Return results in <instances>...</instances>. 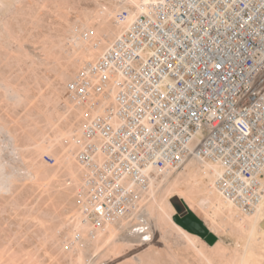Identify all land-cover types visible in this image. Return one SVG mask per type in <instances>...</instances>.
I'll return each instance as SVG.
<instances>
[{
	"label": "built area",
	"instance_id": "2783aa9c",
	"mask_svg": "<svg viewBox=\"0 0 264 264\" xmlns=\"http://www.w3.org/2000/svg\"><path fill=\"white\" fill-rule=\"evenodd\" d=\"M130 13L116 14L121 33L67 82L103 110L76 153L81 222L94 232L134 219L147 164L165 171L195 157L221 166L224 197L264 208V0H148Z\"/></svg>",
	"mask_w": 264,
	"mask_h": 264
},
{
	"label": "rangeland",
	"instance_id": "374dc122",
	"mask_svg": "<svg viewBox=\"0 0 264 264\" xmlns=\"http://www.w3.org/2000/svg\"><path fill=\"white\" fill-rule=\"evenodd\" d=\"M123 1L22 0L21 3L17 0L7 9L0 4V84L9 83L22 94L21 101L12 99L0 85V161H3L0 170L8 174L14 170L22 173L13 177L9 186L3 187L0 181V249L7 250L2 253L0 264H10L8 261L12 259L13 264H27V258L32 264L35 261L31 256L36 260L34 264H81L77 261L80 251L84 253L83 264H134L135 261V264H210V259L214 264H233L235 260L231 261V257H235L239 233L213 229L211 220L206 219L188 198L181 197L182 187L170 190L169 184L185 166L173 169L165 184L155 182V196L146 194L139 216L130 221L131 227L145 225L146 230L140 229L133 234L129 225H117L115 236H110L109 228L91 232L88 227L84 228L85 224L79 225L78 214L85 202L82 193L86 183L83 167L76 156L80 145H72V139L81 136L85 124L101 106L87 107L81 103L66 89L67 82L94 60L88 57L92 47L98 49L103 38H113L107 32L113 28L118 30L115 16L126 3ZM124 6L136 10L138 7L127 3ZM107 9L113 13L104 20L98 12ZM46 155L54 160H46ZM33 167L38 169H31ZM38 170L41 172L35 173ZM151 174L156 176L154 171ZM174 195L188 204L201 226L191 219L187 226L174 218L177 208L170 200ZM157 199L170 200L176 210L173 220L198 236V244L207 259L171 225L166 215L167 227L164 228L168 231L162 233ZM75 220L78 221L74 226ZM76 225L82 232L81 239L75 238V229H79ZM148 229L153 235L150 234V238L146 234ZM211 235L215 237L213 241Z\"/></svg>",
	"mask_w": 264,
	"mask_h": 264
},
{
	"label": "bare ground",
	"instance_id": "6f19581e",
	"mask_svg": "<svg viewBox=\"0 0 264 264\" xmlns=\"http://www.w3.org/2000/svg\"><path fill=\"white\" fill-rule=\"evenodd\" d=\"M17 1V0H0V4L3 6V8L7 9L9 8V6L13 5V3ZM120 1V0H119ZM148 0H125V2L127 4H133V5H136L138 7H142L143 3L147 2ZM124 2V1H123ZM124 2V3H125ZM21 3H22V0H21ZM123 3V4H124ZM125 3V4H126ZM124 4V5H125ZM124 5H121L122 6V10L123 9H127L128 11H130V17H133L135 14H136V9L135 8H130L129 6H124ZM114 6H117V5H114ZM1 7V6H0ZM15 7V6H14ZM111 7V6H110ZM4 9V10H5ZM10 10V9H9ZM1 11H3L1 9ZM121 10L119 9V12ZM17 12V11H16ZM99 15L105 20L108 18V16L110 14H112L113 12L110 11L109 9H107L106 11H100L98 12ZM99 16V17H100ZM112 17V16H111ZM108 20V19H107ZM107 22V21H105ZM109 25V24H108ZM119 28L118 30L116 31L114 28L113 29H109L108 30V34L111 36H113V38H109L110 40H106L105 38H103V42L101 43V45L99 46V50L95 47H92L90 49V52H89V55L88 57H94L92 61H95L100 55H102L104 53V51L110 46V44L112 43V41L115 39V37L117 35H119V33H121L122 31V25L121 24H118ZM1 34V32H0ZM108 35V36H109ZM6 44V43H5ZM15 44V43H14ZM105 44V45H104ZM7 45V44H6ZM104 45V46H103ZM97 46V45H96ZM97 49V50H96ZM86 57V56H85ZM5 82V81H4ZM9 84V83H8ZM8 84H3L1 83L0 85L3 86V88L6 89V93L9 95L10 98L12 99H16V100H19L21 101L22 100V94L20 92L17 91V89H15L13 86H10ZM67 89V88H66ZM68 90V89H67ZM69 91V90H68ZM70 92V91H69ZM1 93V92H0ZM1 97V96H0ZM24 98V97H23ZM18 101V102H19ZM100 111V113H102V108L99 107V109L96 111V112H93V116L92 118H94L97 114V112ZM99 113V114H100ZM4 118V117H3ZM91 120V119H90ZM90 120L87 122L89 123ZM86 123V124H87ZM84 129V128H83ZM83 131V130H82ZM68 134V133H67ZM84 136V131L81 133V136H75L73 137L72 141H73V144L72 145H81V142L83 141V137ZM68 140V138H67ZM5 141V140H4ZM3 141V142H4ZM9 141H12V140H9ZM13 148V147H12ZM14 149V148H13ZM16 149V148H15ZM23 150V149H22ZM21 150V151H22ZM1 152V151H0ZM15 152V151H14ZM67 152V151H66ZM69 152V151H68ZM67 152V153H68ZM17 153V152H16ZM1 154V153H0ZM71 154V153H70ZM69 154V156H70ZM66 156V155H65ZM7 157V156H6ZM71 158V157H70ZM7 159V158H5ZM24 159V158H23ZM22 159V160H23ZM2 160V159H0ZM27 160V159H26ZM6 161V160H5ZM4 161V162H5ZM24 161V160H23ZM77 161L78 158H77ZM0 162H3V161H0ZM8 162V161H7ZM66 162V161H65ZM68 162V161H67ZM6 163V162H5ZM13 163V162H12ZM22 163V161H21ZM32 163V162H31ZM35 163V162H34ZM71 163V162H70ZM80 163V162H79ZM3 164V163H1ZM0 166H3L1 165ZM72 165V164H71ZM7 166V165H6ZM37 166V165H36ZM183 166H185L180 172L177 173L175 179L169 184V188L170 190H172L173 188H177V187H182V192H181V197H186L188 198L195 206L196 208L205 216L206 219H209V221L211 220L212 222V228L217 230V231H220V232H223L225 230H229L231 231L232 233L234 232L235 234L236 233H239V239L238 241L235 243V257H229L231 259V261L233 260V258H235V260L233 261V264H264V253L262 251H264V208H263V205L261 204L258 209L256 210V212L254 213H248V212H245L243 211L236 203H234L233 201H231L230 199L224 197L222 195V193L219 191V189L217 188L216 186V178L218 176V173L220 172L221 170V166L217 163H214L210 160H201V159H198V158H191L189 159ZM40 168V166H38ZM182 167V166H181ZM2 168V167H0ZM74 168V166H73ZM6 169V168H5ZM21 169V168H20ZM28 169V168H27ZM31 169H38V168H31ZM41 169V168H40ZM30 170V169H29ZM35 171V170H34ZM39 171V172H38ZM36 171L35 173L39 174L41 171L38 170ZM69 171H72L69 170ZM146 171L149 173V179H150V188L147 190L146 194H151L152 196H155V182L156 183H163L167 180V177L170 175V173H172L173 169L171 168H168L167 170L165 171H155V169H153V164L152 163H148L147 164V168H146ZM151 171V172H150ZM155 172L156 173V176H152V172ZM33 172V170L31 171ZM30 172V173H31ZM76 172V170H75ZM174 172V171H173ZM29 173V172H28ZM27 173V174H28ZM33 173V174H35ZM71 174L73 173L70 172ZM27 174H25V176H27ZM36 174V175H37ZM75 174V173H74ZM0 175H2L0 177V181H1V184L2 186H9L11 185V179H15V177L17 176H21L22 173L18 170H14V172H11V173H5L2 171V169L0 170ZM32 175V173L30 174V176ZM172 175V174H171ZM40 176V175H39ZM76 176L75 175H72V177L74 178ZM78 176V175H77ZM163 176V177H162ZM34 177L36 178V176L34 175ZM54 177V176H53ZM20 178V177H19ZM80 178V177H79ZM28 179V178H27ZM78 179V178H77ZM30 180V179H29ZM76 180V178L74 179ZM80 180V179H79ZM170 180V179H169ZM13 181V180H12ZM39 180H37L38 182ZM77 181V180H76ZM42 182V181H41ZM39 183V182H38ZM50 183V182H49ZM78 183V182H76ZM165 184V183H163ZM41 185V184H40ZM161 185V184H160ZM49 186V185H48ZM47 186V187H48ZM162 186V185H161ZM51 187V186H50ZM49 187V188H50ZM160 188V187H159ZM48 190V189H47ZM157 190V189H156ZM170 192V191H169ZM49 193V191H48ZM172 193V191H171ZM146 194L143 196V199L142 201L145 200V198H147ZM167 197V196H166ZM149 200V199H148ZM165 200V198H164ZM159 201L157 199V211H158V217H159V228H161L163 230L162 233H167L168 231V228H164V227H167L166 225V221L164 220V216L166 215L168 217V220L171 222V225L173 227H175L179 233L185 238L188 240V243H191L192 246H195L198 250V252L201 254V257L202 255H204V251L202 250V247L199 246L198 244V241H199V238L198 236L196 235H193L192 233H189L187 232L185 229H183L180 225H178L172 218L173 214L175 213V208L174 206L172 205V203L170 202V200H166V201ZM16 204V203H15ZM18 204V203H17ZM80 204V203H79ZM155 204V206H156ZM81 205V204H80ZM79 205V206H80ZM143 205V204H142ZM78 206V208H80ZM142 207V206H141ZM150 209L152 208L151 206H148ZM15 208V207H14ZM148 209L149 211V214H151L150 212V209ZM154 208V207H153ZM141 209V208H140ZM40 210V209H39ZM140 212V210H139ZM139 212L136 214L137 216H139ZM76 213V212H75ZM145 213V211H144ZM153 213V212H152ZM148 214V215H149ZM47 215V214H46ZM49 215V214H48ZM75 215V214H74ZM147 215V216H148ZM152 215V214H151ZM150 215V216H151ZM156 214L154 213V216ZM4 217V216H3ZM135 217V216H134ZM157 217V218H158ZM78 220H79V225L81 224H84L83 222H81V218H80V212L78 214ZM3 220V219H2ZM77 220V221H78ZM133 219L131 220H123L121 222H118V223H109L106 225L105 228H109L110 229V236H115L116 234V226L117 225H126V226H130V221H132ZM137 220V219H136ZM125 222H127L128 224H125ZM140 222V221H139ZM145 222V221H144ZM143 222V223H144ZM157 222V221H156ZM168 222V224L170 223ZM137 223V221L135 222ZM142 223V224H143ZM147 223V222H146ZM45 224V223H44ZM165 224V225H164ZM7 226V225H6ZM41 226V225H40ZM46 226V224H45ZM113 226V227H111ZM47 227V226H46ZM44 227V228H46ZM77 227V225H76ZM82 227V226H81ZM84 227V225H83ZM82 227V228H83ZM87 226L85 225L84 228H86ZM149 227V226H148ZM77 228L80 229V227L78 226ZM81 228V229H82ZM114 228V229H113ZM171 228V227H170ZM89 229V228H88ZM140 229H147V227L145 225H140L139 224H135L134 226L131 227V233L133 234H136V231L140 230ZM174 229V228H173ZM76 230V229H75ZM150 230V229H148ZM160 230V231H162ZM214 230V231H215ZM49 231V230H48ZM159 231V230H158ZM47 232V231H46ZM103 232V230H102ZM101 232V233H102ZM106 232V231H105ZM108 232V231H107ZM150 231H147L146 234H148V237L150 236H153L152 233H150ZM18 233V232H17ZM100 233V234H101ZM130 233V234H131ZM161 233V232H160ZM231 233V234H232ZM50 234V233H49ZM126 234V233H125ZM242 234V235H241ZM18 235V234H17ZM104 235V234H103ZM106 235V234H105ZM138 235V234H137ZM174 235V234H172ZM54 236V235H53ZM138 236H143V234H139ZM16 238V237H15ZM52 237H49V239H51ZM74 238V235L73 237ZM150 238V237H149ZM153 238V237H152ZM47 239V241L49 240ZM111 239H109L110 241ZM114 240V239H113ZM128 240V239H127ZM131 240V238L129 239ZM81 241V240H80ZM7 242V241H6ZM44 242V241H43ZM178 242V241H177ZM200 242V241H199ZM48 243V242H46ZM76 243H79L78 241H76ZM76 243L73 244L76 245ZM142 244V243H141ZM12 245V244H11ZM83 245V243H82ZM10 246V245H9ZM46 246V245H45ZM77 246V245H76ZM189 246V245H188ZM187 246V247H188ZM191 246V245H190ZM223 246V245H222ZM220 247L223 251H225L224 247ZM6 247V246H5ZM4 247V248H5ZM15 247V246H14ZM43 247V246H42ZM79 247V245H78ZM220 249V250H221ZM83 250V249H82ZM1 251V255L2 257H0V260H2L3 258V254L7 251ZM14 251V250H13ZM12 251V252H13ZM9 252V251H8ZM7 252V253H8ZM227 252V250H226ZM3 253V254H2ZM11 253V252H10ZM26 253V252H25ZM196 253V252H195ZM223 253V252H222ZM12 254V253H11ZM15 254V253H14ZM21 254V253H19ZM84 254V253H83ZM82 252L80 251V254H79V258H77V261L79 260L81 264H83V259L84 256H83ZM197 254V253H196ZM227 254V253H226ZM225 254V255H226ZM0 255V256H1ZM6 255V254H5ZM24 255V254H23ZM23 255H20L23 256ZM199 255V254H198ZM29 256V255H28ZM35 256V255H34ZM206 257V254L204 255ZM15 258H17V256L15 255L14 256ZM30 258V257H29ZM32 261H35L36 260H33L34 257H32ZM36 258V257H35ZM10 259V258H9ZM21 259V258H20ZM18 258V260H20ZM25 259V257H24ZM38 259V258H37ZM207 259V257H206ZM210 258H208L209 260ZM7 260H8V257H7ZM13 260V259H12ZM12 260L8 261L10 262V264L12 263ZM17 260V259H16ZM29 259L27 258V264L29 262V264H31L30 260L28 261ZM140 260V259H139ZM23 261V260H22ZM210 264H214L212 262V260L210 259ZM14 262V261H13ZM35 262H33L32 264H34ZM40 262V261H39ZM136 262V261H135ZM134 262V264H135ZM139 262V261H138ZM141 262V261H140ZM229 262V261H228ZM227 262V263H228ZM1 263H4L3 261H1ZM22 263V262H20ZM231 263V262H230ZM7 264V263H6ZM13 264V263H12ZM15 264V262H14ZM24 264H26V262H24ZM138 264V263H136ZM141 264V263H140Z\"/></svg>",
	"mask_w": 264,
	"mask_h": 264
},
{
	"label": "water",
	"instance_id": "95a60500",
	"mask_svg": "<svg viewBox=\"0 0 264 264\" xmlns=\"http://www.w3.org/2000/svg\"><path fill=\"white\" fill-rule=\"evenodd\" d=\"M170 200L174 204V206L177 208V213L174 215L175 219L179 217L180 215H185V216L191 215L192 210L190 209L188 204L183 199H181L178 195L172 196Z\"/></svg>",
	"mask_w": 264,
	"mask_h": 264
},
{
	"label": "trees",
	"instance_id": "16d2710c",
	"mask_svg": "<svg viewBox=\"0 0 264 264\" xmlns=\"http://www.w3.org/2000/svg\"><path fill=\"white\" fill-rule=\"evenodd\" d=\"M177 219L181 222V223H183L184 225H187V226H190L189 225V223L187 222V220L188 219H191V221H193L195 224H199L200 226H201V223H200V221L193 215V214H191L190 216H187V217H185V218H179V217H177ZM200 229V231H204L203 230V227H201V228H199ZM210 239H211V241H213L214 239H215V237H213V235H211V237H210Z\"/></svg>",
	"mask_w": 264,
	"mask_h": 264
}]
</instances>
